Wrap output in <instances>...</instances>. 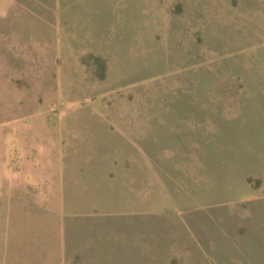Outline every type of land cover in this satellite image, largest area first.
<instances>
[{
	"label": "rangeland",
	"instance_id": "rangeland-1",
	"mask_svg": "<svg viewBox=\"0 0 264 264\" xmlns=\"http://www.w3.org/2000/svg\"><path fill=\"white\" fill-rule=\"evenodd\" d=\"M62 211L155 264H264V0H0V252Z\"/></svg>",
	"mask_w": 264,
	"mask_h": 264
},
{
	"label": "crops",
	"instance_id": "crops-1",
	"mask_svg": "<svg viewBox=\"0 0 264 264\" xmlns=\"http://www.w3.org/2000/svg\"><path fill=\"white\" fill-rule=\"evenodd\" d=\"M42 185L45 186H41L40 192L36 193L37 200L32 203L66 204L64 182L55 183V188L47 182ZM50 189L56 192H50ZM50 196L55 200H50ZM8 203L28 204V201H17L9 197ZM50 216L53 217L51 223ZM16 217L19 221L30 220V224L18 229L17 224L14 226L12 230L15 234H10L7 242H3L4 245L8 243V253H3V245L0 264H155L154 261L145 260L146 249L143 244H129L130 231L90 228L88 223L83 222L85 218L89 220L88 214L76 215L65 211L57 214L23 212L16 213ZM147 252L155 255L154 247L151 250L147 248Z\"/></svg>",
	"mask_w": 264,
	"mask_h": 264
}]
</instances>
